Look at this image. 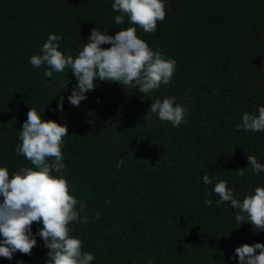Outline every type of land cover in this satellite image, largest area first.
<instances>
[{"label": "trees", "instance_id": "trees-1", "mask_svg": "<svg viewBox=\"0 0 264 264\" xmlns=\"http://www.w3.org/2000/svg\"><path fill=\"white\" fill-rule=\"evenodd\" d=\"M113 3L0 0V167L10 178L32 167L15 149L35 108L43 121L68 129L63 178L87 218L70 223L69 235L94 256L90 264H238L235 249L264 244V231L237 222L230 202L217 208L219 196L207 193L219 180L241 201L264 187V172L235 173L248 167V155L264 165V131L236 130L244 113L264 107V0H163L166 15L154 33L127 16L117 25ZM95 27L110 36L135 27L154 52L175 61L170 83L141 94L97 81L72 106L71 70L45 77L50 69L34 68L30 58L49 34L61 36L58 50L75 58ZM171 97L186 108L185 122L143 118L155 99ZM205 175L216 180L205 185ZM41 227L33 223L32 233ZM36 241L30 255L0 257V264H46L48 250Z\"/></svg>", "mask_w": 264, "mask_h": 264}, {"label": "clouds", "instance_id": "clouds-1", "mask_svg": "<svg viewBox=\"0 0 264 264\" xmlns=\"http://www.w3.org/2000/svg\"><path fill=\"white\" fill-rule=\"evenodd\" d=\"M112 9L121 13L114 18L117 25L123 24L127 16L131 24L138 25L145 33H154L157 21H163L166 15L163 0H114ZM61 39L59 35L49 34L40 54L30 58V64L34 68L47 66L50 70L44 72L45 77L71 70L77 81L68 97L72 106L78 107L86 100L85 94L95 89L97 81L119 83L124 88L138 87L139 93L149 94L161 85H168L175 71V61L166 59L159 51L154 52L137 37L135 27L120 30L115 36L93 28L75 58L58 50ZM101 45L111 47L102 49ZM62 104L63 99L57 105L58 111L62 112ZM153 114L176 127L185 122L186 108L176 104L174 97L163 101L157 98L143 118L147 121ZM240 129L264 131V107H259L258 115L244 113L241 123L236 125V130ZM19 133L21 143L15 152L30 161L32 167H22L11 178L7 168L0 167V197L3 198L0 202V257L12 260L17 252L30 255L38 236L48 250L46 264H90L94 256L82 252V242L69 235L70 223H86L87 218H80L76 210L78 201L69 194L68 183L63 178L66 166L61 145L68 134L67 127L43 121L35 108H29ZM247 161L248 167L235 173L244 176L249 170L255 174L264 172V165L258 163L256 157L248 155ZM53 172L60 176H53ZM214 180L216 177H203L205 185ZM213 194L219 196L217 208L230 202L236 210L237 222L246 220L253 229L264 231V187L255 188L254 194L241 201L234 198L227 181L219 180L212 192L207 193ZM204 203L211 206L213 202L205 199ZM33 223L42 225L35 234L31 231ZM234 257L238 264H264V244L242 245L235 249Z\"/></svg>", "mask_w": 264, "mask_h": 264}]
</instances>
